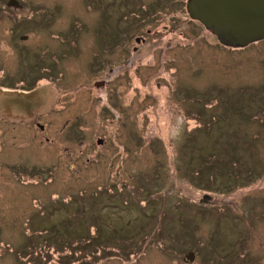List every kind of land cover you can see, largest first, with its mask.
<instances>
[{"label": "rangeland", "instance_id": "374dc122", "mask_svg": "<svg viewBox=\"0 0 264 264\" xmlns=\"http://www.w3.org/2000/svg\"><path fill=\"white\" fill-rule=\"evenodd\" d=\"M187 1L0 0V89L44 127L0 122V264H264V40Z\"/></svg>", "mask_w": 264, "mask_h": 264}, {"label": "water", "instance_id": "95a60500", "mask_svg": "<svg viewBox=\"0 0 264 264\" xmlns=\"http://www.w3.org/2000/svg\"><path fill=\"white\" fill-rule=\"evenodd\" d=\"M187 12L190 19L202 25L221 46L244 49L264 40V0H188ZM32 94L34 90L25 93L0 89V97L14 98L16 101L0 102V119L15 122L30 120L20 116L21 104L18 101ZM186 260L192 262L194 253L189 252Z\"/></svg>", "mask_w": 264, "mask_h": 264}, {"label": "flooded vegetation", "instance_id": "af4514ba", "mask_svg": "<svg viewBox=\"0 0 264 264\" xmlns=\"http://www.w3.org/2000/svg\"><path fill=\"white\" fill-rule=\"evenodd\" d=\"M190 18V17H189ZM192 20V19H191ZM194 21V20H193ZM197 22V21H195ZM198 23V22H197ZM137 42H142L144 43V39H139L137 40ZM39 116H36V117H33L32 119L30 120H21V121H9L7 119H0V122H4L6 125H13V127H19V126H26V127H33V126H36L38 129H40L41 131L44 130V127L42 125L39 124ZM43 139L45 141L48 140L47 137L43 136ZM188 262V261H187ZM193 262V261H192Z\"/></svg>", "mask_w": 264, "mask_h": 264}]
</instances>
